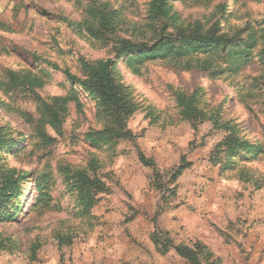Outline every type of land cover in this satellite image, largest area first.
Instances as JSON below:
<instances>
[{
  "label": "rangeland",
  "instance_id": "rangeland-1",
  "mask_svg": "<svg viewBox=\"0 0 264 264\" xmlns=\"http://www.w3.org/2000/svg\"><path fill=\"white\" fill-rule=\"evenodd\" d=\"M153 1L0 0V140L20 142L0 150V170L22 175L21 195L5 208L18 213L0 219V264H185L172 248L158 250L156 232L173 245H206L219 264H264V153L222 169L214 161L223 153L214 150L225 132L209 120L192 128L176 101L178 92L201 89L205 110L219 109V120L238 123L264 148L262 41L236 72L210 74L224 67L215 57L207 71L194 67V56L154 58L134 65L136 72L117 62L140 105L127 120L131 137L100 147L85 138L104 119L63 70L81 76V60L115 61L123 39L149 45L174 39L168 16L175 14L182 27L218 21L229 34L264 28V0H169L168 16L155 13ZM101 9L114 11L117 25L96 38L86 23ZM9 71L31 72L45 84L11 85ZM37 96L48 104L69 96L56 127L41 114ZM77 169L106 187L89 212L81 211L68 181Z\"/></svg>",
  "mask_w": 264,
  "mask_h": 264
},
{
  "label": "trees",
  "instance_id": "trees-1",
  "mask_svg": "<svg viewBox=\"0 0 264 264\" xmlns=\"http://www.w3.org/2000/svg\"><path fill=\"white\" fill-rule=\"evenodd\" d=\"M169 0H154L152 10L158 15L168 16ZM172 18L176 30L175 38L170 40L163 38L155 44L149 45L146 42H133L131 39H123L117 49V59H99L94 62L80 61L81 76L74 75L68 70H63L64 76L71 86L78 85L95 102L96 110L104 119L101 129L91 130L85 134L86 140L93 147H100L105 144H114L118 139L131 137L127 129V120L139 109L135 90L132 85L123 82L117 62L133 68L134 72L138 66L154 58H169L170 60H181L194 56L196 63L194 67L208 70L207 59L212 57L222 60L224 67L218 66L210 74H218L224 71L236 72L253 57V51L257 48L259 41H262L258 56L264 64V28L258 30L251 26L242 28L234 34L223 32L219 22H214L207 28L200 21H195L185 27L176 23L177 14L168 16ZM117 25V15L114 11L106 9L95 12L94 23H86V29L91 36L99 37L106 31L113 30ZM241 33H246L241 36ZM121 52V53H120ZM122 54V55H121ZM200 56H204L202 59ZM210 65V64H209ZM53 68L56 65L51 64ZM264 76V74L262 75ZM9 83L14 86H27L31 89L42 87L45 81L33 75L31 72L18 73L8 72ZM202 90L197 89L192 93L178 92L176 101L179 106L180 115L191 123L192 128L204 121H211L214 129L225 132L222 140L216 145L218 154L223 153L221 168L233 167L238 160H252L264 153L263 144L259 141H251L241 134L242 129L238 123L231 120L221 121L219 109L205 110L201 105ZM53 104L44 102L37 96L40 102L41 114L46 117V122L56 127L59 123V115L64 111L65 103L69 96L52 97ZM1 139V138H0ZM20 142L15 138L0 140V150L9 151L14 145ZM145 163L147 160L139 154ZM181 165L176 174L182 172ZM15 168L0 170V219L12 220L18 213V208H11L5 212L7 204L20 194V178ZM68 181L71 183L72 191L76 192V200L82 212H89L98 202V195L105 193L104 183L95 174L88 170L77 169L68 174ZM161 233H153L151 240L162 254H166L170 248L181 258L185 264H219V259L207 249L206 245L196 241L191 246L186 244L173 245L168 238H161ZM161 240H157V239Z\"/></svg>",
  "mask_w": 264,
  "mask_h": 264
}]
</instances>
